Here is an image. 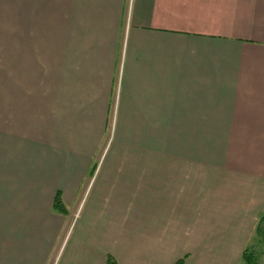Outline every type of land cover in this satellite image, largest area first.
<instances>
[{
  "label": "crops",
  "instance_id": "obj_1",
  "mask_svg": "<svg viewBox=\"0 0 264 264\" xmlns=\"http://www.w3.org/2000/svg\"><path fill=\"white\" fill-rule=\"evenodd\" d=\"M0 69V264L264 243V0H0Z\"/></svg>",
  "mask_w": 264,
  "mask_h": 264
},
{
  "label": "trees",
  "instance_id": "obj_2",
  "mask_svg": "<svg viewBox=\"0 0 264 264\" xmlns=\"http://www.w3.org/2000/svg\"><path fill=\"white\" fill-rule=\"evenodd\" d=\"M53 207L58 212L64 211L63 205L60 202L58 197L55 198ZM254 234L258 240L264 241V214H262L258 218L257 223L255 225ZM107 264H116V263L113 260L109 259L107 260ZM242 264H257L255 254L253 253L251 246L247 247L244 250L243 255H242Z\"/></svg>",
  "mask_w": 264,
  "mask_h": 264
},
{
  "label": "rangeland",
  "instance_id": "obj_3",
  "mask_svg": "<svg viewBox=\"0 0 264 264\" xmlns=\"http://www.w3.org/2000/svg\"><path fill=\"white\" fill-rule=\"evenodd\" d=\"M0 76H2V69H0ZM3 92H4V84H3V79L0 77V108L1 109L3 104ZM251 248L256 257V263L264 264V243L261 244V242L254 240Z\"/></svg>",
  "mask_w": 264,
  "mask_h": 264
}]
</instances>
